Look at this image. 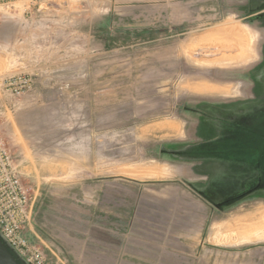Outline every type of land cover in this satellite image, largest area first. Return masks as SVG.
Returning <instances> with one entry per match:
<instances>
[{"label":"rangeland","instance_id":"obj_1","mask_svg":"<svg viewBox=\"0 0 264 264\" xmlns=\"http://www.w3.org/2000/svg\"><path fill=\"white\" fill-rule=\"evenodd\" d=\"M0 137L49 263L264 264V0H0Z\"/></svg>","mask_w":264,"mask_h":264},{"label":"built area","instance_id":"obj_2","mask_svg":"<svg viewBox=\"0 0 264 264\" xmlns=\"http://www.w3.org/2000/svg\"><path fill=\"white\" fill-rule=\"evenodd\" d=\"M9 1V0H8ZM31 222L30 197L12 166L9 151L0 137V235L28 264H53L25 229Z\"/></svg>","mask_w":264,"mask_h":264},{"label":"crops","instance_id":"obj_3","mask_svg":"<svg viewBox=\"0 0 264 264\" xmlns=\"http://www.w3.org/2000/svg\"><path fill=\"white\" fill-rule=\"evenodd\" d=\"M233 30H235V29H233ZM226 32H229V31H226ZM230 32H232V31H230ZM229 35H231V34H229ZM238 35V34H237ZM233 36V38H237V37H239V38H241V37H244V36H240V35H238V36H236L235 37V35H232ZM231 36V37H232ZM250 54L252 55L253 53H250V50L249 49H247L246 50V55H244V58L242 57V61L244 62V61H248V59H249V56H250ZM255 54H256V57L254 56V57H252V56H250V59H249V62L250 61H254L255 59H257L258 58V50L257 51H255ZM207 128V127H206ZM208 130V129H207ZM197 133H198V131H197ZM197 148L196 149H194V151L197 153V154H199V155H201V154H209V153H213V152H216L217 151V149H212L211 147L212 146H210L211 144L209 143V142H204L203 140H202V138H198V141H197ZM196 145H195V147H196ZM201 161H203L202 159H200L199 161L197 160V162H201ZM205 161V160H204ZM209 161H212V160H209ZM206 162H208L207 160H206ZM206 165L205 166H207V165H209V167H211V169L213 168L214 169V164H212L211 163V165H210V163H205ZM231 166L233 165V164H230ZM226 166V165H225ZM238 168V167H237ZM160 170L159 171V174H157V175H153V176H156V177H160V176H167V175H169L170 174V168H168V166H160V168H156V170ZM199 169H197V175H199V179H197L198 181L199 180H202V178H203V176H202V174H201V170H199ZM215 171V170H214ZM217 171H221V173L218 175V176H220V175H228V174H243V170L240 168V169H237V170H235V171H233V169L232 170H230V172L229 173H227V172H224L223 170H218V168H217ZM231 171H233V172H231ZM200 173V174H199ZM243 179V176H241L240 178H238V181H241ZM222 181L224 180V177L221 179ZM242 182V181H241ZM239 183V182H238ZM248 184H249V181H248ZM231 187H235V183H234V186L233 185H231ZM197 197H199L200 199L202 198V192L200 191V190H198L197 189ZM258 227H260V228H264V222L263 223H261V224H259L258 225ZM262 228V229H263Z\"/></svg>","mask_w":264,"mask_h":264},{"label":"water","instance_id":"obj_4","mask_svg":"<svg viewBox=\"0 0 264 264\" xmlns=\"http://www.w3.org/2000/svg\"><path fill=\"white\" fill-rule=\"evenodd\" d=\"M0 264H20L1 235H0Z\"/></svg>","mask_w":264,"mask_h":264},{"label":"bare ground","instance_id":"obj_5","mask_svg":"<svg viewBox=\"0 0 264 264\" xmlns=\"http://www.w3.org/2000/svg\"><path fill=\"white\" fill-rule=\"evenodd\" d=\"M233 26V25H232ZM236 26V25H235ZM234 26V27H235ZM230 29L232 28V27H229ZM226 29V28H225ZM227 30H228V28H227ZM231 31L232 32H230L229 31V34L231 33V36L232 35H236V33L239 35V32H238V30H237V32H235L236 30H233V29H231ZM239 31H240V29H239ZM244 32V31H243ZM228 33V32H227ZM230 36V37H231ZM241 36V35H240ZM233 37V36H232ZM236 37V36H235ZM240 39H242L243 41H245V43L243 42L242 43V45H241V57H243L244 58V55H246V50L249 48V42L247 41V39H246V37H245V34H244V37H241ZM236 46H237V44H236ZM233 48V47H232ZM243 60V59H242Z\"/></svg>","mask_w":264,"mask_h":264}]
</instances>
